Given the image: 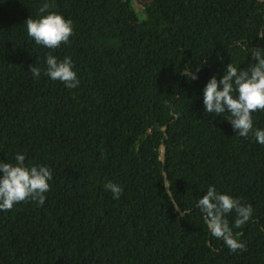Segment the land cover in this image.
<instances>
[{
	"label": "trees",
	"instance_id": "obj_1",
	"mask_svg": "<svg viewBox=\"0 0 264 264\" xmlns=\"http://www.w3.org/2000/svg\"><path fill=\"white\" fill-rule=\"evenodd\" d=\"M0 264H264V0H0Z\"/></svg>",
	"mask_w": 264,
	"mask_h": 264
},
{
	"label": "water",
	"instance_id": "obj_2",
	"mask_svg": "<svg viewBox=\"0 0 264 264\" xmlns=\"http://www.w3.org/2000/svg\"><path fill=\"white\" fill-rule=\"evenodd\" d=\"M166 147H167L166 143L163 142L162 146H161V150H162L161 151V159H163V160L165 158ZM164 175H165V181H166L167 189L170 192V194H173L172 191H171V186H170V182H169V178H168V174H167L166 170H164ZM175 205L177 206V208H179V205H178L177 202H175ZM210 224H211V221H210Z\"/></svg>",
	"mask_w": 264,
	"mask_h": 264
}]
</instances>
